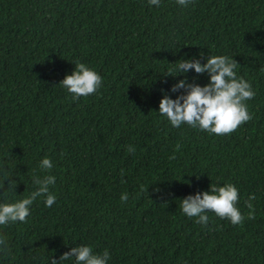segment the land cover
<instances>
[{
  "label": "trees",
  "instance_id": "1",
  "mask_svg": "<svg viewBox=\"0 0 264 264\" xmlns=\"http://www.w3.org/2000/svg\"><path fill=\"white\" fill-rule=\"evenodd\" d=\"M220 55L252 85V119L223 136L172 127L163 95L209 82L180 60ZM77 62L102 86L74 100L59 83ZM34 175L56 177V202L39 197L26 222L0 226V264H50L79 245L108 250L107 264H264V0H0V203L28 197ZM227 183L241 224L182 213L183 198Z\"/></svg>",
  "mask_w": 264,
  "mask_h": 264
},
{
  "label": "clouds",
  "instance_id": "2",
  "mask_svg": "<svg viewBox=\"0 0 264 264\" xmlns=\"http://www.w3.org/2000/svg\"><path fill=\"white\" fill-rule=\"evenodd\" d=\"M180 6L187 7L192 0H176ZM150 5L159 6L160 0H149ZM239 64L228 56H209L206 63L196 59L180 60L176 71L180 74L188 73L194 69L197 74L207 73L209 82L200 86L196 83H189L182 79L174 84L171 92L176 93L183 89V93L175 99L167 94L159 103L158 113L167 118L172 127L179 128L182 124L206 131L217 136L229 135L236 131L241 125L252 119L248 111L246 101L255 97L252 85L238 77L236 68ZM71 94L74 100L80 97L93 95L102 86V77L84 63L77 62L75 69L70 75L59 83ZM136 151L134 145L127 146L128 153ZM174 158V157H170ZM42 172H50L53 162L45 157L39 164ZM9 175L5 181L13 191L17 184L16 180ZM4 181V182H5ZM36 186L31 194L14 203H0V226H6L14 222H26L30 215V206L39 197H45V206L51 207L56 202V197L50 192V186L56 182L53 175L36 176L32 178ZM255 196H250L246 206L250 210L249 219H254L251 211V201ZM128 194L121 195V201L126 202ZM239 201L238 189L235 185L227 183L224 186L211 184L208 191L197 192L195 195H188L181 200L180 208L182 213L189 218H196L195 222L200 225H207L209 222V211L221 219H227L232 225L241 224L245 217L237 207ZM10 249L6 238L0 236V252H9ZM75 259V264H107L111 258L108 250L103 253H94L91 246L79 245L72 247L70 251L63 253L59 261L50 259V264H60L61 261Z\"/></svg>",
  "mask_w": 264,
  "mask_h": 264
}]
</instances>
